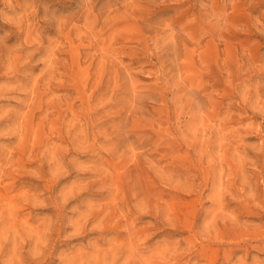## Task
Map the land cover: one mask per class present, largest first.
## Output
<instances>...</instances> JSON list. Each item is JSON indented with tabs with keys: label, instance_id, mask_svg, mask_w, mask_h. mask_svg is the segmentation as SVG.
I'll list each match as a JSON object with an SVG mask.
<instances>
[{
	"label": "rangeland",
	"instance_id": "374dc122",
	"mask_svg": "<svg viewBox=\"0 0 264 264\" xmlns=\"http://www.w3.org/2000/svg\"><path fill=\"white\" fill-rule=\"evenodd\" d=\"M263 109L264 0H0V264H263Z\"/></svg>",
	"mask_w": 264,
	"mask_h": 264
},
{
	"label": "bare ground",
	"instance_id": "6f19581e",
	"mask_svg": "<svg viewBox=\"0 0 264 264\" xmlns=\"http://www.w3.org/2000/svg\"><path fill=\"white\" fill-rule=\"evenodd\" d=\"M26 8V7H25ZM63 23V22H62ZM23 25V24H22ZM28 26H29V24H28ZM27 26V27H28ZM61 28V27H60ZM21 50H23V49H21ZM59 52V51H58ZM29 53V52H28ZM49 58V57H48ZM54 63V62H53ZM63 63V62H62ZM55 65V64H54ZM51 66V65H50ZM59 75V74H58ZM49 76H51V75H49ZM3 92V91H2ZM264 110V109H263ZM5 114V113H4ZM34 132H35V130H34ZM77 133V132H76ZM96 137V136H95ZM61 139H62V137H61ZM72 139H74V137H72ZM127 140V139H126ZM260 153V152H259ZM55 164V163H54ZM57 165V164H56ZM213 166V165H212ZM54 171V170H53ZM243 171V170H242ZM165 173H166V171H165ZM19 187V186H18ZM93 190V189H92ZM92 192V191H91ZM70 193V192H69ZM74 193V192H73ZM16 196V195H15ZM76 198H77V196H76ZM13 200V199H12ZM11 202V201H10ZM67 205V204H66ZM141 206V205H140ZM217 208H219V207H217ZM12 209V208H11ZM223 209V208H222ZM216 211V210H215ZM218 212V211H217ZM214 214V213H213ZM198 215V214H197ZM196 215V216H197ZM11 221V220H10ZM104 221V220H103ZM5 226V225H4ZM2 229V228H1ZM12 230V229H11ZM2 231V230H1ZM16 232V231H15ZM4 237V236H3ZM14 243V242H13ZM12 246V245H11ZM188 249V248H187ZM36 250V249H35ZM14 252H16V251H14ZM160 253V252H159ZM97 255V254H96ZM95 255V256H96ZM34 256V255H33ZM36 256V255H35ZM12 259H13V257H12ZM144 259V258H143ZM238 260V259H237ZM6 261H7V259H6ZM18 261H19V259H18ZM209 261H211V260H209ZM254 262V261H253ZM236 264V263H235ZM264 264V263H263Z\"/></svg>",
	"mask_w": 264,
	"mask_h": 264
}]
</instances>
